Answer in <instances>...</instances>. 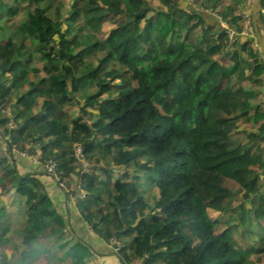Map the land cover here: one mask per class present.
Returning <instances> with one entry per match:
<instances>
[{"label": "trees", "instance_id": "1", "mask_svg": "<svg viewBox=\"0 0 264 264\" xmlns=\"http://www.w3.org/2000/svg\"><path fill=\"white\" fill-rule=\"evenodd\" d=\"M159 2L0 0L1 194L48 259L42 237L66 249L61 261L88 264L94 236L123 264H264V59L250 0ZM20 152L54 160L55 174ZM202 159L250 173L201 177ZM77 230L85 239L69 244Z\"/></svg>", "mask_w": 264, "mask_h": 264}, {"label": "crops", "instance_id": "2", "mask_svg": "<svg viewBox=\"0 0 264 264\" xmlns=\"http://www.w3.org/2000/svg\"><path fill=\"white\" fill-rule=\"evenodd\" d=\"M25 158H31V156L26 155ZM22 164L25 167H28L31 171H35L34 169L40 168V166L44 168L42 162L36 159H32V161H22ZM44 170L45 168L43 169V171ZM1 191L2 188L0 184V192ZM0 195L2 194L0 193ZM5 197L6 203L8 204V208H10L13 212L16 213V211H14L15 207L11 206L8 197ZM60 197L62 196L59 194V198ZM61 201H64L63 198L61 199ZM2 211L3 210L0 207V214L2 213ZM0 219L2 220L4 218L0 216ZM22 220L23 221L21 222L12 221L10 226H6L8 228L7 232H2L0 226V263L2 262L1 264H7V260L8 264H69L71 262L70 258H68L67 260H64V258L62 259V261L60 260V257L65 254L66 249L61 246H57L56 248H54L48 242L47 237H42L41 240L45 241V245L48 247L49 250H51V253H54V257H52L51 259H48V255L46 253L35 254V252L31 248L28 249V246L25 244L24 241V229L26 227V221L23 218ZM77 231H75L76 234L74 232L71 233L69 237V240H71L70 244L73 243L75 238L85 239L86 236H84L80 230ZM75 235H77V237ZM84 241L87 242L92 247L93 251L96 252L95 255H93L94 257L89 260L88 264H123L115 253L116 243L99 241L98 238L94 236H90L89 239L86 237Z\"/></svg>", "mask_w": 264, "mask_h": 264}, {"label": "rangeland", "instance_id": "3", "mask_svg": "<svg viewBox=\"0 0 264 264\" xmlns=\"http://www.w3.org/2000/svg\"><path fill=\"white\" fill-rule=\"evenodd\" d=\"M63 2L65 4L64 5V8L67 9L68 8L67 6H68V3L70 2V0H63ZM252 2L253 1L250 0V5L251 6H252ZM150 4L152 6H154V7H156V8H161V5H160L159 0H150ZM245 23H246V26L249 27V20L248 19H246ZM249 30L252 31L254 29H253V27H249ZM77 108H78V106L75 105L74 107H67L66 110H68L72 115H77ZM20 153L22 155V152H20ZM24 154L27 155L26 153H24ZM31 158L32 159H36V160H40L42 162L43 166H44V161L43 160L38 159L35 156H31ZM78 163H79V161H78ZM214 164H215V166H213L208 160H205V159L200 160V162L198 164L197 173L199 175H201V177H202V176H205V172H207V171H209L211 169H216V170L223 171L224 174H226V175H228L230 177H235L236 178V177L239 176V172H237V170H236L238 167L239 168L240 167H242V168L246 167V170L248 172L250 170V163L243 162V161H241V162L239 161L238 162V165H236L235 162L231 163L230 161H225V160H222V161H219V162H215ZM246 175L248 176L249 174L246 172ZM106 177L110 179V177H111L110 171L107 172ZM243 178H244V174H243ZM7 179L8 178H5V182H6ZM205 182H206L205 185L207 186V189L209 190V193L218 192V191H221L222 190L218 185H216V182L215 181L206 180ZM261 185H262V183H260V186ZM75 186H76V184L75 183H72L71 186L69 187V189L70 188H74ZM245 189L246 188L242 186V188H241L240 191H245ZM0 193H2V192H0ZM84 194L85 193L82 190V195H84ZM0 207L4 209L3 213L0 214V216H2V218H4L2 220L0 219V226H1V228H5L6 226H10L11 223H12V221H14V222L15 221H17V222L23 221L22 220L23 217L19 216L17 214V212L15 213L10 208H8V204L6 203V197L5 196H2V195H0ZM70 242H71V240H70ZM43 243H45V241H43Z\"/></svg>", "mask_w": 264, "mask_h": 264}, {"label": "built area", "instance_id": "4", "mask_svg": "<svg viewBox=\"0 0 264 264\" xmlns=\"http://www.w3.org/2000/svg\"><path fill=\"white\" fill-rule=\"evenodd\" d=\"M72 150L74 151L75 158L79 161V164L82 167V172L83 173H90L91 168H90V165H89L87 159L85 158V155L83 152V146L79 143L72 144ZM22 154L25 155L24 153H22ZM44 167H45L46 172L48 174L54 175L55 168H56V163L54 160H44ZM75 188H76V186L74 188H70L69 192L71 190V193H72V191H74ZM77 188L81 189L80 183L77 184ZM69 195L71 198L74 197L73 194H69Z\"/></svg>", "mask_w": 264, "mask_h": 264}, {"label": "water", "instance_id": "5", "mask_svg": "<svg viewBox=\"0 0 264 264\" xmlns=\"http://www.w3.org/2000/svg\"><path fill=\"white\" fill-rule=\"evenodd\" d=\"M251 6V19L253 24V32L261 50L262 57L264 59V23L261 20L260 11L262 9L261 0H252ZM264 97V95H263ZM117 245L115 244V247Z\"/></svg>", "mask_w": 264, "mask_h": 264}, {"label": "clouds", "instance_id": "6", "mask_svg": "<svg viewBox=\"0 0 264 264\" xmlns=\"http://www.w3.org/2000/svg\"><path fill=\"white\" fill-rule=\"evenodd\" d=\"M41 160H43V159H41ZM44 160H46V159H44ZM44 160H43V161H44ZM44 168H45V167H44ZM45 170H46V169H45Z\"/></svg>", "mask_w": 264, "mask_h": 264}]
</instances>
